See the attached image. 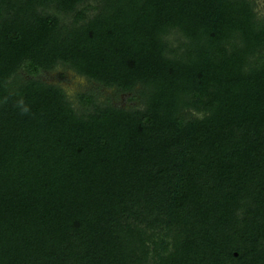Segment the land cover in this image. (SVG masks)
<instances>
[{
	"label": "trees",
	"instance_id": "16d2710c",
	"mask_svg": "<svg viewBox=\"0 0 264 264\" xmlns=\"http://www.w3.org/2000/svg\"><path fill=\"white\" fill-rule=\"evenodd\" d=\"M255 6L0 0V264H264Z\"/></svg>",
	"mask_w": 264,
	"mask_h": 264
},
{
	"label": "rangeland",
	"instance_id": "374dc122",
	"mask_svg": "<svg viewBox=\"0 0 264 264\" xmlns=\"http://www.w3.org/2000/svg\"><path fill=\"white\" fill-rule=\"evenodd\" d=\"M256 3V11L259 13V15H264V0H254ZM55 75L51 74L53 77ZM83 79L75 77L72 72L67 73L66 81L63 83L65 88L68 90L70 94H73V92L79 90L82 86Z\"/></svg>",
	"mask_w": 264,
	"mask_h": 264
}]
</instances>
